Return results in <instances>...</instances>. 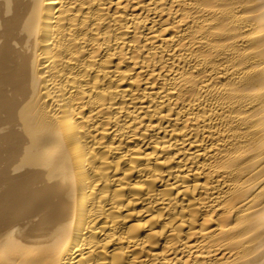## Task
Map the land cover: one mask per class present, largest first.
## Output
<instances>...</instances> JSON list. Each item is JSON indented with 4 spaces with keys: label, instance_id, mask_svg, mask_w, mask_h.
Masks as SVG:
<instances>
[{
    "label": "bare ground",
    "instance_id": "6f19581e",
    "mask_svg": "<svg viewBox=\"0 0 264 264\" xmlns=\"http://www.w3.org/2000/svg\"><path fill=\"white\" fill-rule=\"evenodd\" d=\"M0 264H264V0H0Z\"/></svg>",
    "mask_w": 264,
    "mask_h": 264
}]
</instances>
